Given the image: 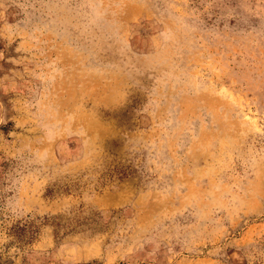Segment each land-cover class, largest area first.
Returning a JSON list of instances; mask_svg holds the SVG:
<instances>
[{"label": "rangeland", "instance_id": "1", "mask_svg": "<svg viewBox=\"0 0 264 264\" xmlns=\"http://www.w3.org/2000/svg\"><path fill=\"white\" fill-rule=\"evenodd\" d=\"M0 264H264V0H0Z\"/></svg>", "mask_w": 264, "mask_h": 264}, {"label": "trees", "instance_id": "2", "mask_svg": "<svg viewBox=\"0 0 264 264\" xmlns=\"http://www.w3.org/2000/svg\"><path fill=\"white\" fill-rule=\"evenodd\" d=\"M23 231H26V230H23ZM27 233H29V231H27Z\"/></svg>", "mask_w": 264, "mask_h": 264}]
</instances>
